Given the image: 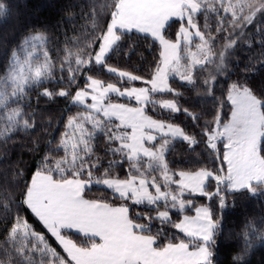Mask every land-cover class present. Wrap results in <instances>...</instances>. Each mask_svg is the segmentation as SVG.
I'll return each instance as SVG.
<instances>
[{"label": "snow or ice", "instance_id": "snow-or-ice-1", "mask_svg": "<svg viewBox=\"0 0 264 264\" xmlns=\"http://www.w3.org/2000/svg\"><path fill=\"white\" fill-rule=\"evenodd\" d=\"M64 7L0 0V264H264V0Z\"/></svg>", "mask_w": 264, "mask_h": 264}, {"label": "trees", "instance_id": "trees-1", "mask_svg": "<svg viewBox=\"0 0 264 264\" xmlns=\"http://www.w3.org/2000/svg\"><path fill=\"white\" fill-rule=\"evenodd\" d=\"M67 3H69V0H26L27 8L25 9L24 0H22L21 10L22 12L25 13V15L28 16V18L33 23L39 24V23L47 22L51 25H56L58 21H61L62 17H67V13L69 10L64 7ZM74 11L76 13H79V8L77 7L76 9H74ZM76 23L82 24L84 23V21L77 18ZM10 26H11V22L9 23V25H7V27H10ZM65 26L71 27L70 24L69 25L62 24L61 30H63ZM68 35L72 36L73 33L69 31ZM62 39H63V36H61V40ZM145 55L148 57V59H151V55H152L151 53H145ZM53 57L55 58V52H53ZM132 59L133 61L138 60V55L133 54ZM252 84L255 88L259 89L260 87L264 86V77H262L259 73H257L254 79L252 80ZM33 103L35 104V101H33ZM63 107H64L63 100H59L56 103H52V104H46L44 100H41L40 102V108L45 110V117H44L45 119H47L48 114H51L53 116L58 115L59 110ZM182 118L183 117H181V119ZM15 139H16L15 144H13L12 141H9V145H8L10 148L9 157L11 161L15 162L17 160H22L29 167H31L32 154L29 153L26 149H23L20 147V141L23 139L25 142H27V138L17 137ZM3 147H4L3 145H0V153L3 152ZM99 194L101 193L95 192V191L93 193H89L90 196L99 195ZM196 203L197 204L207 203V201L197 199ZM244 213H249L250 215L255 214L252 212L251 208L245 206L244 204H238V207L235 209V211L228 215L225 221V234L226 235L230 228H235L237 221L243 220ZM189 214H192V213H189ZM3 238H4V232H3L2 226H0V240H3ZM221 259L223 261V264H228V261L231 259V251H222ZM259 259H260L259 254H257V256L253 258V264H259Z\"/></svg>", "mask_w": 264, "mask_h": 264}]
</instances>
